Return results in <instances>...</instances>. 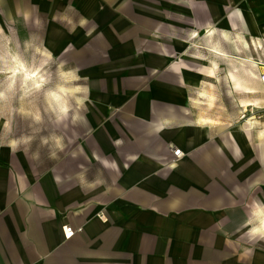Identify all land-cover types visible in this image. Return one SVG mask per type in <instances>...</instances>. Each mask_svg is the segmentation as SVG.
Listing matches in <instances>:
<instances>
[{"label": "crops", "instance_id": "obj_1", "mask_svg": "<svg viewBox=\"0 0 264 264\" xmlns=\"http://www.w3.org/2000/svg\"><path fill=\"white\" fill-rule=\"evenodd\" d=\"M0 26L70 59L111 183L0 148V264H264V121L205 112L261 95L232 56L263 62L264 0H0Z\"/></svg>", "mask_w": 264, "mask_h": 264}, {"label": "rangeland", "instance_id": "obj_2", "mask_svg": "<svg viewBox=\"0 0 264 264\" xmlns=\"http://www.w3.org/2000/svg\"><path fill=\"white\" fill-rule=\"evenodd\" d=\"M46 28L0 26V92L8 97L0 100V148H9L22 154L34 162L40 171L50 168L65 171L67 168L68 172H81L86 169L84 175L90 184L107 188L111 186L108 171H104L93 158L92 163L89 162L88 154L83 153L89 143L84 119L92 111L86 83L76 68L69 64V58L49 47L45 40ZM262 38L264 41V35ZM248 43L246 47L250 50L249 54L254 58L259 54L263 62L251 57L232 56V59L247 67L249 84L243 86H253L257 92L254 70L264 66V45L251 40ZM69 69L73 71L69 72ZM232 70L230 73L241 82L236 68ZM249 70L253 72L254 78L250 77ZM211 73L208 70V74ZM28 76H33V80ZM52 89L58 91L49 95ZM233 97L237 100L246 95L233 92ZM65 98L72 101L77 119L71 124L58 125L54 122V113ZM81 101L82 106L77 107ZM250 101L254 102V109H241L233 104L205 107V112L217 115L258 114L264 121L261 95L255 93ZM37 116L40 117L39 122L35 119Z\"/></svg>", "mask_w": 264, "mask_h": 264}, {"label": "clouds", "instance_id": "obj_3", "mask_svg": "<svg viewBox=\"0 0 264 264\" xmlns=\"http://www.w3.org/2000/svg\"><path fill=\"white\" fill-rule=\"evenodd\" d=\"M69 72H72L73 70L69 69ZM58 91V89H52L49 91V95H53ZM8 97H6L4 92H0V100L6 99ZM83 101L80 102L79 106H82ZM36 121L39 122L40 121V117L37 116ZM77 119V115L74 112V107L72 105V101L68 98L64 99L63 104L58 107V109L55 111L54 113V122L58 125H65V124H71L74 123Z\"/></svg>", "mask_w": 264, "mask_h": 264}, {"label": "built area", "instance_id": "obj_4", "mask_svg": "<svg viewBox=\"0 0 264 264\" xmlns=\"http://www.w3.org/2000/svg\"><path fill=\"white\" fill-rule=\"evenodd\" d=\"M257 80L260 86V92L264 103V68L263 67H260V71L258 72L257 75ZM171 150H172L171 163H175L177 160L183 157V153L181 152L180 149L173 148ZM96 217L101 221H106V218L103 213H98ZM62 231H63L64 239H69L74 234V231L71 229V227L67 225L62 227Z\"/></svg>", "mask_w": 264, "mask_h": 264}, {"label": "bare ground", "instance_id": "obj_5", "mask_svg": "<svg viewBox=\"0 0 264 264\" xmlns=\"http://www.w3.org/2000/svg\"><path fill=\"white\" fill-rule=\"evenodd\" d=\"M216 54H217V53H216ZM217 55H218V54H217ZM260 67H263V68H264V66H260ZM252 74H253V73H252ZM28 78L33 80V76H28ZM246 92H248V91H246ZM252 92H253V91H252ZM250 95H251V94H250ZM242 106L245 107V108H251V107H254V104H253L252 102L248 101V102H246V103H243Z\"/></svg>", "mask_w": 264, "mask_h": 264}]
</instances>
